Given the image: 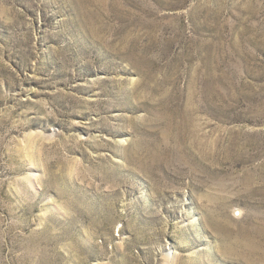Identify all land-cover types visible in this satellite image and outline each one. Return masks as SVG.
<instances>
[{
	"label": "rangeland",
	"instance_id": "obj_1",
	"mask_svg": "<svg viewBox=\"0 0 264 264\" xmlns=\"http://www.w3.org/2000/svg\"><path fill=\"white\" fill-rule=\"evenodd\" d=\"M0 264H264V0H0Z\"/></svg>",
	"mask_w": 264,
	"mask_h": 264
}]
</instances>
